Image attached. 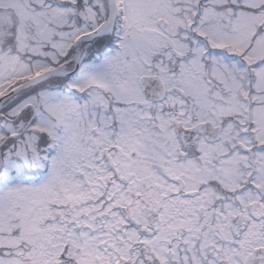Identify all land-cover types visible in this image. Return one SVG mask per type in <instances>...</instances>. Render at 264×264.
Wrapping results in <instances>:
<instances>
[{
  "label": "snow or ice",
  "instance_id": "obj_1",
  "mask_svg": "<svg viewBox=\"0 0 264 264\" xmlns=\"http://www.w3.org/2000/svg\"><path fill=\"white\" fill-rule=\"evenodd\" d=\"M0 264H264V0H0Z\"/></svg>",
  "mask_w": 264,
  "mask_h": 264
}]
</instances>
